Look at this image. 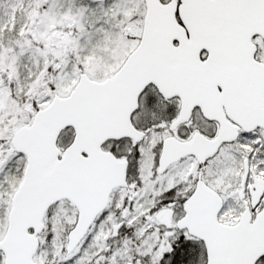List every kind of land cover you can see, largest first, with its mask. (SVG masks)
<instances>
[{
	"label": "snow or ice",
	"instance_id": "1",
	"mask_svg": "<svg viewBox=\"0 0 264 264\" xmlns=\"http://www.w3.org/2000/svg\"><path fill=\"white\" fill-rule=\"evenodd\" d=\"M0 264H264V0H0Z\"/></svg>",
	"mask_w": 264,
	"mask_h": 264
}]
</instances>
